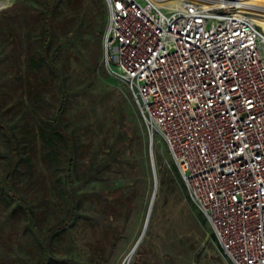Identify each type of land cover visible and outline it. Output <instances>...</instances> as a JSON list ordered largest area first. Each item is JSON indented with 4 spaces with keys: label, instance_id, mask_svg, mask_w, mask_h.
I'll use <instances>...</instances> for the list:
<instances>
[{
    "label": "built area",
    "instance_id": "built-area-1",
    "mask_svg": "<svg viewBox=\"0 0 264 264\" xmlns=\"http://www.w3.org/2000/svg\"><path fill=\"white\" fill-rule=\"evenodd\" d=\"M251 1L104 0L111 75L228 264H264V29Z\"/></svg>",
    "mask_w": 264,
    "mask_h": 264
},
{
    "label": "rangeland",
    "instance_id": "rangeland-1",
    "mask_svg": "<svg viewBox=\"0 0 264 264\" xmlns=\"http://www.w3.org/2000/svg\"><path fill=\"white\" fill-rule=\"evenodd\" d=\"M0 1V19L5 14L17 15L12 9L18 3H37L35 0ZM45 2L54 11L51 15V37L46 43L37 34L32 44L37 50L47 47L48 54L53 56L61 73L62 83L55 84L49 96L52 106L42 118L51 120L59 110L63 89L67 96L61 123L74 136L77 144L74 178L75 186H80L78 193H103L112 199V194L117 190L133 185L134 179L138 181L135 202L129 216L126 218L118 213L109 222L112 228L117 229V233L112 236V242L105 251L97 249L98 240L92 221L93 217L102 215L104 206L97 200L83 197L75 222L52 238L50 254L57 259L52 264H72L68 262L70 259L80 264H228L219 253L205 216L192 202L166 145L159 140L152 143L134 97L111 75V65L106 61L104 46L107 11L95 17L94 34L78 39L54 56L55 49L71 38L76 29V26L64 25L65 21L60 20V17L78 21L82 14L77 12L69 16L71 12L66 7L68 0ZM101 3L106 6L104 0H87L90 8ZM176 4L169 3L168 6L173 8ZM260 25L264 29V25ZM27 73L26 51L22 50L16 38L5 37L0 33V105L6 124H19L16 130L19 137L24 112L31 102L25 97L24 106H18L11 96H16L13 93L14 86ZM123 126L126 134L119 146L120 151L115 155L116 159L96 175L89 176L94 164L100 165L108 158ZM0 151H9L2 138ZM126 159L136 162L139 175L127 174V168L120 163ZM68 163V158H64L62 172L57 176L62 182L66 181ZM153 163L158 190L143 236L155 190ZM7 169L8 160L0 159V181H4ZM41 182L28 189L16 179L15 185L35 211L41 229L46 230L64 220L66 222L70 206L60 201ZM129 193L126 192L127 195ZM4 199L16 205V201L5 191L0 192V225L8 213ZM25 222V218L16 222L13 220L7 231L0 227V252L6 250L12 254L11 258L6 256L0 264H37L44 259L39 240L31 231L24 229Z\"/></svg>",
    "mask_w": 264,
    "mask_h": 264
},
{
    "label": "trees",
    "instance_id": "trees-1",
    "mask_svg": "<svg viewBox=\"0 0 264 264\" xmlns=\"http://www.w3.org/2000/svg\"><path fill=\"white\" fill-rule=\"evenodd\" d=\"M35 1L37 2L35 4L39 6L30 5V1L18 3L12 9V11H16L17 15L5 14L4 18L0 19L1 35L16 38L22 50L26 51L28 61V73L25 76L22 75V78L15 84L13 93L16 96H11V100L14 98L18 106L21 105L22 107L25 104V97L31 102V106L24 112L25 115L20 127L21 137L16 131L19 124H6L0 105V138L9 148L7 153L0 151V159L8 160L5 179L0 181V192L5 191L12 200L16 201V205L13 206V202L10 203L4 199L8 213L5 214L6 220L1 223L0 227L7 231L13 220L16 222L21 218H25L24 229L35 235L44 253V259L37 264H49V262L52 264V262H57L56 256L50 254L52 238L59 233L58 231L75 222L77 211L82 206L81 199L83 197L97 200L104 206L102 215L93 217L92 221L95 228L94 235L98 240L97 249L105 251L112 242V236L117 233V229L112 228V224L109 222L113 215L118 213L126 218L129 216L135 202L138 181L134 179L133 185L117 190L112 194V199H109L103 193H78L80 186H75L74 178L76 171L74 153L77 144L74 136L66 131L61 123V113L65 109V98L67 96L63 89H61L62 102L59 110L52 116L51 120L42 118L43 114L50 111L52 101H50L49 96L55 84L62 83V78L58 67L54 63L53 56L48 54L47 47L43 46L40 50L33 47V37L37 34L44 39V42L49 41L53 29L51 15L54 13L52 7L45 0ZM95 6V8L88 7L87 0H68L66 7L71 12L69 16L78 12L82 14V17L78 21L75 18L60 17V20L65 21L64 25L68 27L76 26V29L71 38L62 42L55 49L54 56L59 55L67 46L78 39L96 32L95 17L106 12L107 6L104 7L103 3ZM121 129L108 158L100 165L94 164L89 176L96 175L102 168L116 159L115 155L120 151L119 146L124 141L123 137L126 134L124 126ZM64 158H68L69 163L66 181L62 182L57 176L62 172L61 165ZM35 161H37V164H35ZM120 163L127 168V174L131 176L139 175L134 160L126 159ZM176 171L180 173L177 165ZM16 179H19L23 186L28 189L40 183L43 179L41 183L46 189L55 193L60 201H64L70 206L66 219L67 223L64 220L54 228L42 230L35 211L29 206L28 201L20 195V190L16 189ZM161 184H163V181H161ZM126 192L130 193L127 195ZM212 236L215 241L213 234ZM116 238H119V236H116ZM6 256L11 258L12 254L6 250L1 251L0 261L5 259ZM68 262L80 264L71 259Z\"/></svg>",
    "mask_w": 264,
    "mask_h": 264
},
{
    "label": "bare ground",
    "instance_id": "bare-ground-1",
    "mask_svg": "<svg viewBox=\"0 0 264 264\" xmlns=\"http://www.w3.org/2000/svg\"><path fill=\"white\" fill-rule=\"evenodd\" d=\"M0 4H2L1 1ZM250 5L253 6L254 8L250 12L258 20L259 24L264 25V9L262 10V6L264 5V0H252Z\"/></svg>",
    "mask_w": 264,
    "mask_h": 264
},
{
    "label": "water",
    "instance_id": "water-1",
    "mask_svg": "<svg viewBox=\"0 0 264 264\" xmlns=\"http://www.w3.org/2000/svg\"><path fill=\"white\" fill-rule=\"evenodd\" d=\"M153 173H154V179H155V190H154V195L152 197V202H151V206H150V209H149V214H148V218H147V222H146V226H145V229H144L143 236L145 235L147 227H148V224H149V220H150V217H151V214H152V211H153L154 200L156 198V194H157V190H158V181H157V175H156V170H155L154 163H153Z\"/></svg>",
    "mask_w": 264,
    "mask_h": 264
}]
</instances>
